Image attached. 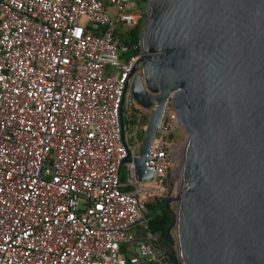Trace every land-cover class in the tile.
<instances>
[{"label": "built area", "instance_id": "1", "mask_svg": "<svg viewBox=\"0 0 264 264\" xmlns=\"http://www.w3.org/2000/svg\"><path fill=\"white\" fill-rule=\"evenodd\" d=\"M145 17L137 0H0V264H133L120 246L146 202L167 195L180 127L170 94L153 177L122 162L120 108L131 157L145 127L130 92L140 39L123 34ZM137 254L156 260L146 243Z\"/></svg>", "mask_w": 264, "mask_h": 264}, {"label": "water", "instance_id": "2", "mask_svg": "<svg viewBox=\"0 0 264 264\" xmlns=\"http://www.w3.org/2000/svg\"><path fill=\"white\" fill-rule=\"evenodd\" d=\"M145 14L130 91L150 115L131 157L120 108L122 162L153 177L147 154L170 94L186 133L163 201L177 249L161 232L146 239L145 212L135 250L149 244L158 264H264V0H146Z\"/></svg>", "mask_w": 264, "mask_h": 264}, {"label": "trees", "instance_id": "3", "mask_svg": "<svg viewBox=\"0 0 264 264\" xmlns=\"http://www.w3.org/2000/svg\"><path fill=\"white\" fill-rule=\"evenodd\" d=\"M141 6L145 5L146 0H137ZM142 28V24H139L137 26H134L130 29H128L123 35L124 41L129 42L133 46L136 45L137 41L139 40V35L140 31ZM135 52V47L132 50ZM131 122L135 123L136 122V114L135 110L130 114ZM147 122V116L146 114L141 113V117L139 120L140 126L145 125ZM143 134V128L141 127L138 130V137L141 139ZM120 175L121 178H123V166L120 168ZM170 185H167V195L170 193L169 192ZM165 199L164 197H161L159 199H153V200H148L146 202V209L148 211L152 212L151 218L149 219V226L151 225L153 228L151 229H162L164 230L166 226L170 223L171 217L167 213L166 209L163 206V201Z\"/></svg>", "mask_w": 264, "mask_h": 264}, {"label": "rangeland", "instance_id": "4", "mask_svg": "<svg viewBox=\"0 0 264 264\" xmlns=\"http://www.w3.org/2000/svg\"><path fill=\"white\" fill-rule=\"evenodd\" d=\"M145 19H146V17H145ZM140 71V68H138V72ZM130 83H131V80H130ZM131 92V91H130ZM132 95V94H131ZM144 108V107H143ZM141 111V113H143V114H146V116H147V120H148V117H149V115H150V110H148V109H142V110H140ZM147 123V122H146ZM146 125V124H145ZM183 133H186V131L184 130V128L182 127V126H180L178 129H176L175 131H173L170 135H169V138H170V140L174 143V145H176V143H177V138L179 137V136H181ZM139 152V146H137L136 147V149H135V153L137 154ZM173 160H174V162H173V166L171 167V169H170V171H169V173H168V181H169V185H170V189H169V194L168 195H170V194H175L176 193V191H177V188H178V185H177V183H176V181H175V179H174V176H173V168H174V164H175V161H176V151H173ZM172 207L174 208L175 207V203H173L172 204ZM130 246H131V244L130 243H127L126 245H125V249L127 250V251H129V249H130Z\"/></svg>", "mask_w": 264, "mask_h": 264}, {"label": "flooded vegetation", "instance_id": "5", "mask_svg": "<svg viewBox=\"0 0 264 264\" xmlns=\"http://www.w3.org/2000/svg\"><path fill=\"white\" fill-rule=\"evenodd\" d=\"M145 212L149 213V217L145 220L143 226H144V233L145 237L149 242H153V238H159V232L162 233L161 236L164 237V242L167 245L168 250L177 249V244L175 241V237L173 233L167 234L166 228L164 230L162 229H151L153 228L151 225L149 226V219L151 218L152 212L145 209ZM167 227V226H166Z\"/></svg>", "mask_w": 264, "mask_h": 264}, {"label": "crops", "instance_id": "6", "mask_svg": "<svg viewBox=\"0 0 264 264\" xmlns=\"http://www.w3.org/2000/svg\"><path fill=\"white\" fill-rule=\"evenodd\" d=\"M142 229L144 231V226L142 227ZM133 230H134V228H133ZM130 244H131V246H130L129 251H127L125 249L126 244H121V246H120L121 252L126 256L128 261L133 262V264H158L157 260H155L153 262H146L144 258L140 257L137 254V251L135 250V245H133V242Z\"/></svg>", "mask_w": 264, "mask_h": 264}, {"label": "bare ground", "instance_id": "7", "mask_svg": "<svg viewBox=\"0 0 264 264\" xmlns=\"http://www.w3.org/2000/svg\"><path fill=\"white\" fill-rule=\"evenodd\" d=\"M173 150L176 151V147H174Z\"/></svg>", "mask_w": 264, "mask_h": 264}]
</instances>
